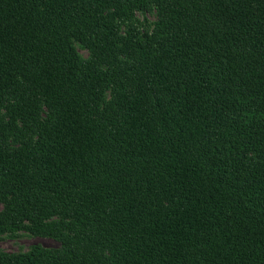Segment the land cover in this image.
Returning <instances> with one entry per match:
<instances>
[{
	"label": "trees",
	"instance_id": "1",
	"mask_svg": "<svg viewBox=\"0 0 264 264\" xmlns=\"http://www.w3.org/2000/svg\"><path fill=\"white\" fill-rule=\"evenodd\" d=\"M0 203V264H264V0H0Z\"/></svg>",
	"mask_w": 264,
	"mask_h": 264
},
{
	"label": "rangeland",
	"instance_id": "2",
	"mask_svg": "<svg viewBox=\"0 0 264 264\" xmlns=\"http://www.w3.org/2000/svg\"><path fill=\"white\" fill-rule=\"evenodd\" d=\"M83 54H86V51L81 50ZM2 208V204L0 203V209ZM41 244L45 247H57L59 246V242L56 239L51 237H42V236H34L28 235L24 232H20L18 234L13 235H4L0 240V247H2L6 251H18V250H26L31 244Z\"/></svg>",
	"mask_w": 264,
	"mask_h": 264
}]
</instances>
